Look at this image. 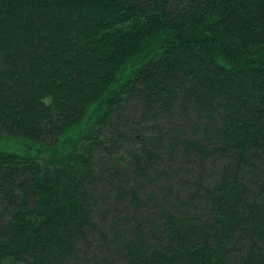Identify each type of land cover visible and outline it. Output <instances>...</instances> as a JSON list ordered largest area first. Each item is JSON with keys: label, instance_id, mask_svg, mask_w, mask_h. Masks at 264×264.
Listing matches in <instances>:
<instances>
[{"label": "trees", "instance_id": "obj_1", "mask_svg": "<svg viewBox=\"0 0 264 264\" xmlns=\"http://www.w3.org/2000/svg\"><path fill=\"white\" fill-rule=\"evenodd\" d=\"M0 264H264V0H0Z\"/></svg>", "mask_w": 264, "mask_h": 264}]
</instances>
